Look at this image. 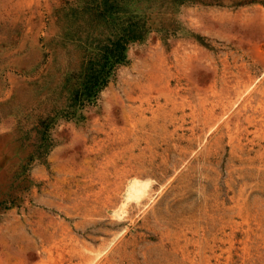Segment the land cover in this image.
<instances>
[{
	"label": "rangeland",
	"instance_id": "obj_1",
	"mask_svg": "<svg viewBox=\"0 0 264 264\" xmlns=\"http://www.w3.org/2000/svg\"><path fill=\"white\" fill-rule=\"evenodd\" d=\"M126 10L152 28L45 148ZM263 57L261 2L0 0V264H264Z\"/></svg>",
	"mask_w": 264,
	"mask_h": 264
},
{
	"label": "trees",
	"instance_id": "obj_2",
	"mask_svg": "<svg viewBox=\"0 0 264 264\" xmlns=\"http://www.w3.org/2000/svg\"><path fill=\"white\" fill-rule=\"evenodd\" d=\"M185 2L187 0H171ZM208 4L224 5L226 1L235 6L261 2L264 0H190ZM170 2V1H169ZM148 16L125 11L122 26L113 31L112 37L96 40L88 32L84 36L80 32V46L84 52L83 59L77 66L67 69L62 78L57 101L51 107L45 108V120L41 121L45 128V148L51 143L50 128L60 117L73 119L81 114V110L91 104L99 92L108 85L115 70L127 61L126 50L130 43L143 40L152 25ZM87 36V37H86ZM47 150L45 149V155ZM42 157L43 153L36 151L31 156Z\"/></svg>",
	"mask_w": 264,
	"mask_h": 264
},
{
	"label": "bare ground",
	"instance_id": "obj_3",
	"mask_svg": "<svg viewBox=\"0 0 264 264\" xmlns=\"http://www.w3.org/2000/svg\"><path fill=\"white\" fill-rule=\"evenodd\" d=\"M264 58V57H263ZM230 67V66H229ZM238 68V67H237ZM224 72V71H223ZM225 73V72H224ZM220 75V74H219ZM237 76V75H236ZM217 77V76H216ZM229 77V76H228ZM239 79V78H238ZM251 80V79H250ZM257 80V79H256ZM219 81V80H218ZM220 82V81H219ZM218 83V82H217ZM222 83V82H221ZM229 83V82H228ZM225 84V83H224ZM230 86V85H229ZM222 87V86H221ZM227 87V86H226ZM238 87V86H237ZM230 88V87H229ZM226 89V88H225ZM233 89V88H232ZM236 89V88H235ZM245 89V88H244ZM217 91V90H216ZM244 91V90H243ZM246 92V91H245ZM221 93V92H220ZM230 93V92H229ZM258 93V92H257ZM245 94V93H244ZM230 95V94H229ZM235 95V94H234ZM237 96V95H236ZM227 97V96H226ZM242 97V95H241ZM228 98V97H227ZM239 98V97H237ZM243 98V97H242ZM247 101V100H246ZM264 104V103H263ZM242 105V104H241ZM250 105V104H249ZM212 108V107H211ZM243 109V108H242ZM241 109V110H242ZM221 117V116H220ZM135 180V179H134ZM133 182V181H132ZM131 182V183H132ZM145 182V181H144ZM128 188L130 189L131 187L128 186ZM149 188V186H148ZM148 188H147V184L146 183H140V184H135L133 187H132V191L129 192L128 195V199L130 198H136V199H140L142 198L143 196H145L146 193H148ZM130 191V190H129ZM154 197V196H153ZM152 198V197H151ZM133 200V199H132ZM141 200V199H140ZM147 200V199H146ZM145 200V201H146ZM136 201V200H135ZM138 201V200H137ZM140 202V201H139ZM148 202V201H147ZM150 203V202H149ZM145 204V203H144ZM145 206V205H143ZM122 207V206H121ZM121 209V208H120ZM123 209V208H122ZM119 211V209H118ZM123 211V210H122ZM117 212V211H116ZM120 212V211H119ZM118 216V215H117Z\"/></svg>",
	"mask_w": 264,
	"mask_h": 264
}]
</instances>
